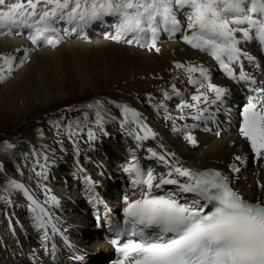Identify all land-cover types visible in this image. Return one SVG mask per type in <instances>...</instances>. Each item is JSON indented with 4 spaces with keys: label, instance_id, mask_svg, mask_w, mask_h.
<instances>
[{
    "label": "snow or ice",
    "instance_id": "obj_1",
    "mask_svg": "<svg viewBox=\"0 0 264 264\" xmlns=\"http://www.w3.org/2000/svg\"><path fill=\"white\" fill-rule=\"evenodd\" d=\"M109 20L115 29L111 39L156 52L160 51L157 41L162 33H183V40L213 57L228 78L252 85L240 112L239 134L249 143L255 158L264 159V83L257 85L254 74L245 70V62L255 68L260 64L243 47L251 42L264 48V0H0V31L21 34L27 30L33 45L54 46L61 41V33L83 32ZM62 23L66 27L61 28ZM29 51L24 49L23 56L0 53V81L7 80L25 62ZM175 69L182 70L187 84L195 89L192 102H187L185 93L176 84L171 86L173 94L182 97L178 107L194 110L195 121L214 117L213 106L220 111L232 95L228 87L213 82L210 69L202 63L177 61ZM163 95L165 100L172 99L167 91ZM85 107L95 109L94 122L102 130L104 104L96 100ZM118 107L124 115L121 127L129 126V135L137 141L155 137L143 123L142 113L126 104ZM155 107L166 105L161 102ZM88 119L86 112L84 121L77 118L65 125L70 139L83 130ZM63 120L61 117L50 123L59 128ZM197 126L173 125V130H184L186 140L195 145L197 141L187 129ZM88 139H97L91 128ZM3 143L5 151L15 147L8 141ZM148 151L170 167L166 173L157 174L141 167L133 156L124 169L139 198L124 197L122 221L114 225L116 239L112 242L119 254L114 264H264V199L244 197L221 170L185 167L179 160L167 158H175L174 152ZM43 158L48 160L47 155ZM234 160L243 163L247 156L237 155ZM37 163L43 169L37 175L44 177L46 165ZM228 167L232 172L240 170L235 163ZM165 185L176 187L167 195L154 194ZM10 187L22 191L32 202L35 219L43 228L49 222L45 220L49 216L45 204H58L56 197L41 204L22 183L13 181ZM52 227L55 229V225Z\"/></svg>",
    "mask_w": 264,
    "mask_h": 264
},
{
    "label": "bare ground",
    "instance_id": "obj_2",
    "mask_svg": "<svg viewBox=\"0 0 264 264\" xmlns=\"http://www.w3.org/2000/svg\"><path fill=\"white\" fill-rule=\"evenodd\" d=\"M109 21L102 24L100 34H97L95 31H88V29L92 28L93 25L85 29L83 32L71 33L67 35L61 33L62 39L56 46H54L56 47L54 50L43 49L42 51V48H39L38 51L40 52L38 53L36 52L38 45H33L30 39L27 41L24 38L25 36L28 37L27 30H23L21 34L0 31V48H2V51L7 50L9 53H12L15 49H21L24 47L30 50L29 52L31 53V56L36 52V55L33 57V61L37 58H43L42 56L47 59L49 57L55 58L60 56L65 58L67 61L73 57L72 61H77V56L80 53L83 55H91L94 56V70H98L104 76L111 73V75L114 76V80L118 82L132 79V77L140 74L148 75L149 72L156 74L158 71H161L164 73V71L174 69L175 62L177 61H195L202 63L204 66L210 69L214 83L226 86L231 90L232 95L226 101H229V103L226 107L222 108L221 111H227L229 104L232 106L235 102L232 100V98L234 96L237 97L238 94L236 85L231 82H227L226 79L222 77V73L219 70V65L213 57L188 45L183 40V33H176L170 37H166L165 34H161L159 40L157 41V47L160 48V51L156 52L154 49L150 50L147 47H142L135 43L127 44L118 41L116 44H111L108 43L107 40L106 42L99 41L98 39L100 37L98 38V36H103V38L106 37L105 39H108L107 36L115 35V29L111 27V22ZM59 26L61 28L66 27V25L63 23ZM90 37H95L98 39L94 40L95 42L78 41L79 38L89 39ZM174 37L178 38L175 39ZM11 42L14 45L12 47L8 45V43ZM244 45L252 53H258L260 55L264 54V48H261L256 43L250 42ZM39 47H42V45ZM22 50L19 52V56L23 55ZM110 51L114 52L116 55H121L122 57H111ZM106 52H109L110 54H107ZM89 70L92 71L90 68ZM78 74H81V72ZM174 75L175 73H165L163 74V77L166 79H171ZM179 87L180 90L185 93L183 99L191 100V95L195 94V89L192 85L187 84V79L184 74L182 84ZM123 88L126 90L124 85ZM181 99L182 97L177 96H173L172 98L175 103L180 102ZM215 119H217L219 122V116L217 117L216 114L214 117L208 120L195 121V124L198 126L189 128L192 136L197 141L195 145L189 143L186 138L182 137V135H186L184 130L180 131L181 133H177L173 130V126H171L172 124L168 125L169 129H166L164 126L162 127L160 125V122L156 118L146 113H142V120L143 123L156 134L154 138L150 136L146 140L137 141L134 138V135L129 136L126 131L119 129L118 125L115 126L112 129L115 135L118 134L116 139L123 143L127 149L129 148V150L125 151L124 154H121L122 151L118 145L115 144L113 147L111 155H113V157L115 156V161H117V164L119 165V177L114 175L116 174V171H110L108 174L106 173L107 165L105 164L107 160L111 159L105 157L102 158V156H108L106 149H103L105 141H108L109 143V141L116 140H107L108 135H110L109 131L106 138H103L105 140L102 142L97 141V143L94 144L86 154L80 152L88 149V146L85 144L83 138H73L72 140L69 138L66 141L53 138V140H51L55 146L54 151L56 153L54 157H56V161L51 164L50 168L53 170V176L56 177V179L59 177L60 180L56 183L57 185H52V183H50V181L47 180L45 176L41 179L40 190L33 191L31 193L33 194V197L41 204H44L45 201L49 200L53 196L56 197L57 201L59 202L58 204H45V207L49 212V216L46 220L49 221L56 219L60 222H67L70 225V233H76L75 237L80 238L81 240L85 239L86 243L83 244L82 241V245L87 246L89 251L93 250L94 248L92 247H96L98 244H104V242L101 240L102 231L98 228V226H96V222L99 221L97 218L102 216V213L104 212H101L99 207L96 205L98 196H103L104 198L112 197L110 199H113L114 206L115 204H118L122 205V207L124 206L125 202L124 199H122V203H120L122 196L121 194H125V196H132V198L139 197V193L132 188L129 174L124 171V169L132 161V157H136V160L139 162L141 167L145 169H153L157 174L166 173L169 170L170 165L161 163L155 157H152L148 149H153L158 154L174 152L176 154L175 158L170 156L167 158L169 160H179L185 167L197 169L216 168L221 170L230 176L231 183L245 197H248L252 200L257 198L264 199V187H262L264 186V169L261 170L260 174H256L253 171L256 165L253 162V157L250 156L249 152L246 150L247 144L237 136L233 129L221 132L220 136L217 135V129L211 124V122ZM191 121H193V119ZM191 121L188 123L186 122L184 125H190ZM180 127L181 126L179 125L178 128ZM140 134L143 135L142 132ZM77 149H79V151H77ZM103 151L104 154H102ZM237 155H246L247 160L243 163L240 161H235L234 157ZM84 157L88 160V163H90L89 167H87V164L85 166L83 165L82 160ZM62 158L68 159V166L73 169L77 178H79L80 175H87L83 184V179L79 180L73 174H71L73 175L71 178L74 179L73 181L77 190L73 196H77V199L81 200L79 203L74 202L70 197L71 195H68L67 191H64V187L67 186L68 183L70 184V181L67 177V174H62L63 170H60V164H57ZM233 163H235L236 166L240 168L239 172H232L231 169L228 168V166ZM95 164L100 169L98 174L92 173V170L89 171V168L97 167ZM109 170H111V168H109ZM61 175L62 177H60ZM125 187H128V192L125 190ZM175 187V185H165L161 188V190L166 189L170 191L174 190ZM108 189H110L109 192ZM79 205H82V208L76 209V207ZM91 209L96 214H100L96 216L92 213L90 219L87 218L91 214ZM29 211L33 213L34 217L36 216V213L33 211L32 202L30 203ZM28 218L30 217L27 216V218L20 220V226L17 227V231H15L14 236H12L13 245L11 246L10 250L13 252V254H6L4 258L7 261H0V264L57 263L58 258L51 252H45L43 255L44 259L40 256L29 257L23 254L27 249L28 251L31 250L32 254H37V251L39 250L38 247L42 246V244L37 243L38 239H36L37 241L34 240L35 235L38 236L39 239L43 237V235L39 234L41 229L37 224L38 222L36 219L32 220L35 224L34 226ZM89 220L90 224H94V229L91 230L93 232H90V234L92 233V237L95 235L93 239L91 236H83L89 232L86 228ZM81 236L83 237L81 238ZM72 264L78 263L76 260H73Z\"/></svg>",
    "mask_w": 264,
    "mask_h": 264
},
{
    "label": "rangeland",
    "instance_id": "obj_3",
    "mask_svg": "<svg viewBox=\"0 0 264 264\" xmlns=\"http://www.w3.org/2000/svg\"><path fill=\"white\" fill-rule=\"evenodd\" d=\"M109 22L112 23V21ZM102 24L103 23H96L92 28H89L88 31H95L97 34H100ZM24 38L29 41L27 36ZM98 38H79L78 41L93 42L98 39L104 42L107 40V42L111 44L118 43V41L110 40V38L105 39L106 37L103 38V36H98ZM8 45L11 47L14 46L12 42L8 43ZM40 45H42V47H39ZM23 48L24 47H22L21 50ZM39 48H42L43 51V49L54 50L56 47L41 43L38 44V48L36 49L37 53L40 52L38 51ZM15 50L12 54L19 56V53H16ZM1 51L2 48H0V53L3 51V54L9 53L7 50ZM36 52L32 56L29 52L25 62L20 64L7 80L0 81V261H7L4 256H6V254H13L10 250L13 245L12 236H14L15 231H17V227L20 226V220L27 218V216L30 217L28 218L30 222L33 223L32 220H35L33 213L29 211L31 201L26 199L27 197L23 195L22 191L11 188L10 184L15 181L26 185V187H28L27 189L31 192L39 191L41 188V179L46 176L47 180H49L52 185H57L56 183L60 179L59 177L56 179V177L53 176V170L50 168L51 164L56 161V157H54L56 153L54 151L55 146L52 140L53 138H58L62 141L69 139V135L65 130V125L68 122L75 121L77 118L84 121V113L87 112L89 114L88 122L83 127V130L78 131V133L71 138V140L73 138H83L88 149L80 152L86 154L97 141L102 142L105 140L103 138H106L108 131L110 135H108L107 140L116 139L118 134L115 135L112 128L117 125L119 129L126 131L128 134L126 129L129 126L125 128L121 127L124 115L122 109L118 107V105L126 104L135 108L140 113L151 115L166 129H169L168 125H171L169 124L171 121L169 118L172 115H178V111L181 110V108L178 107L181 101L175 103L172 99L165 100L163 93L167 91L172 98L175 96L170 87L172 84H176L177 88L180 89L179 86L183 81L182 70L174 68L164 71V73L161 71H158L156 74L149 72L148 75L140 74L141 76L137 75L132 77V79L118 82L114 80V76H112L111 73L104 76L98 70H94V56L80 53L77 56L78 62L75 60L72 61L73 57L67 61L60 56L55 58L49 57L48 59L42 56L43 58H37L33 61ZM106 53H111V57H122L121 55H116L112 51ZM89 68L92 71H90ZM80 72L81 74H78ZM165 73H175V75L172 76L171 79H166L163 77ZM123 85L126 90L123 88ZM96 100H100L106 109V111L102 113L104 116L102 130L94 122L95 109L90 110L85 107L86 104L94 103ZM161 102L166 105V108L155 107V105H159ZM190 110L192 111V109H188V111ZM182 115L191 116L192 114L186 112L182 113ZM61 117H63L64 120L61 121L59 128L53 123H50V121L60 120ZM173 125L179 127V123L172 124L171 126ZM130 127L136 128L137 126L131 125ZM88 128H91L96 133L97 139L91 141L88 139ZM182 137L185 138V135H182ZM4 141L10 142L15 147L5 151ZM115 144L121 149V154L129 150V148L127 149L118 139L109 141V143L105 141L103 149H106L108 156H102V158L111 159L107 160L105 164L107 165L106 173L108 174L110 171H116L114 175L119 177V165L117 161H115V156L113 157V155H111ZM102 154H104V151ZM45 155L48 157L47 161L43 158ZM67 160V158H62L60 162L57 163L60 164V170H63L62 174H67L70 181V184L68 183L67 186L64 185V191H67L68 195H71L70 197L74 202L79 203L81 200L77 199V196H73L77 190L73 181L74 179L71 178L73 175L76 178L77 176L74 174L73 169L68 166ZM37 161H39V164L46 165L44 177L37 175V172L43 171V169L39 167ZM82 163L84 166L87 164V167L90 165L85 157ZM109 168H111V170H109ZM91 170L94 174L100 172L98 166L89 168V171ZM60 177H62V175ZM86 177L87 175H80L77 179H83L82 183L84 184ZM109 190L110 189H108V192ZM110 198L107 199L114 205L113 199ZM81 208L82 205L76 207V209ZM92 213L96 216L100 214H96L91 209V214L87 218L90 219ZM33 225L35 226L34 223ZM93 226L94 224H90L89 220L86 228L88 231H91L94 229ZM72 235L75 236L76 233L72 232ZM89 236L92 237V233ZM93 237H95V235ZM36 239L39 240L38 236L35 235L34 240L37 241ZM82 241L83 244L86 243L85 239H82Z\"/></svg>",
    "mask_w": 264,
    "mask_h": 264
}]
</instances>
